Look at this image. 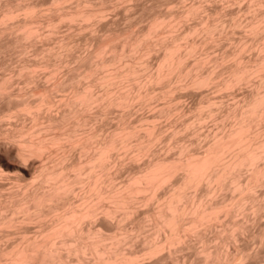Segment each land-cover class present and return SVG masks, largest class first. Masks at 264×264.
Returning <instances> with one entry per match:
<instances>
[{"label":"bare ground","instance_id":"1","mask_svg":"<svg viewBox=\"0 0 264 264\" xmlns=\"http://www.w3.org/2000/svg\"><path fill=\"white\" fill-rule=\"evenodd\" d=\"M120 1L124 0H0V54L16 52L18 60L22 58L21 63L13 65L15 69H10L11 73L0 72V99L13 109L9 113H24L33 120L28 128L20 124L6 131L11 142L8 149L11 147L22 162L30 159L34 165L30 177H23L19 172L9 175L0 163V179H8L11 184L6 193L0 192V264H138L145 257L155 258L149 264H179L171 252L167 255L170 262L162 263L158 251L164 247L176 250L187 232L200 236L202 226L211 227L220 212L232 217L243 210L245 201L254 202L256 212L262 209L264 198L258 199L253 192L258 189L255 186H264V45L259 41L262 34L258 35L264 27V0L246 1L250 15L240 26L246 37L255 40L256 51L248 52L246 55H251L246 57L242 53L247 47L253 49V43L247 45L246 39L239 40L235 49L221 51L219 58L216 54L211 58L198 53L201 43L221 38L216 35L221 36L227 23H223L227 19L219 17V10L201 16L203 0H191L189 4L165 0L173 4L166 10L149 13L146 25L140 27L141 23L134 29L129 23L123 30L110 24L108 27L103 21L106 10L112 11ZM147 10H141L140 16ZM238 16L229 19V28L240 25ZM188 19L195 21L177 30ZM62 25L64 31L58 33ZM87 33L86 51L73 54L74 63L65 65L73 59L68 54L76 47L74 37ZM36 41L45 43L38 46ZM30 45L31 58L24 55ZM150 54L156 55L154 64L149 62ZM65 58L68 60L63 63ZM208 62L212 63L210 67ZM37 72H42L45 84L36 83ZM15 78L27 85L25 90L31 86L30 90L23 91L19 85L21 92L13 94L9 87ZM243 83L249 89L242 91V98L229 101L221 114L214 95L211 98L207 92L202 96L209 87L226 89L227 93V89L233 91L231 88L236 85L237 89V84ZM178 88L200 91L202 97L191 116L179 120L181 126L176 123L164 135L155 116L170 117L172 105L178 100L174 93ZM134 104L155 111L149 116L141 115L133 123L135 119H131L135 117H128ZM113 111L112 123L109 116L105 121L108 128H102L103 119ZM205 118L214 120L216 127L203 140V150L200 145L196 150L191 146L195 139L185 142L183 137H198L197 126ZM161 137L165 144L162 150L174 148L169 154L152 148ZM73 148L77 154L71 157L68 151ZM126 156L131 162L140 157L142 165L137 161L138 168L130 169L118 183L113 180L115 166L111 165L119 169L116 162H124ZM197 189L205 196L212 190L220 194L228 190L232 195L223 194L221 201L209 195L211 201H205L203 194L197 196ZM236 220L225 225L230 226L232 234L225 235L223 229V235H233V226L243 227ZM127 222L131 223L129 227ZM147 225L149 232L144 229ZM137 240L144 246L141 253L130 246H137ZM215 251L207 252V264H229L230 252Z\"/></svg>","mask_w":264,"mask_h":264},{"label":"rangeland","instance_id":"2","mask_svg":"<svg viewBox=\"0 0 264 264\" xmlns=\"http://www.w3.org/2000/svg\"><path fill=\"white\" fill-rule=\"evenodd\" d=\"M131 1V2H130ZM165 1V0H164ZM163 0H124V1H120L119 3H118V5H117V7L116 8H114L112 11H111V9H108V10H106V12H107V14H106V12H105V15H104V22H105V25H106V23L109 25H111L113 28H114V26H119L118 27V29L120 30H123L124 29V27H126V26H128V24L129 23H131L130 25L132 26V28H134V29H136V28H139V25L142 23V26L140 25V27H143L144 26V24L146 23H148L149 21L148 20H150V18L151 17H148L150 14H153L154 12L156 13L157 11H159V9H160V11H163V10H166L167 8H168V6L170 5V4H173V2H169V3H167L166 1L164 2ZM189 1H191V0H184L183 1V3L185 2V4L187 3V2H189ZM201 1V0H200ZM199 1V2H200ZM246 1L247 0H240L239 2H233V3H228V2H225L224 0H203V1H201V3L200 4H202V8H203V10L202 11H200V15L202 16L203 14H204V16H205V14H207V12L208 13H214L215 11H217V10H219V12H220V16L219 17H221V19L222 20H224V19H227V20H224L223 21V23L224 22H226L227 21V23H224L225 24V26L223 27L224 28V31H223V29H222V34H221V36H220V34H219V36L218 35H216V37H221V38H217L216 39V41H215V39L213 40V42L211 41L209 44H204L203 45V43H201L200 45H199V54H200V56H207L208 55V57H211V56H213V55H217V56H213V57H217V58H219L220 57V55H221V51H223V50H227V51H232L233 49H235V45H237V43L239 42V40H245L246 41V44L248 45V44H250V43H253L252 44V46H253V49H252V47H247L246 48V51H243V55H246L248 52H251V54L252 53H254V51H256V48H254V47H256V45L254 44V42H255V40L254 39H250L249 37H246L245 36V31H244V27H242V29H241V25L243 26L244 25V23H246V21L249 19L248 17H249V13L247 12V3H246ZM125 2V4H126V6H124V5H122L123 3ZM207 2V3H206ZM218 2V3H217ZM222 2V3H221ZM245 2V3H244ZM140 3V4H139ZM152 3V4H151ZM205 3V4H204ZM159 4V5H158ZM187 4H189V3H187ZM226 4V6H223V5H225ZM230 4V5H229ZM235 4V5H234ZM239 4V5H238ZM241 4V5H240ZM238 5V6H237ZM245 5V6H244ZM247 5V6H246ZM122 7V8H119V7ZM212 6V7H211ZM230 6V7H229ZM233 6V7H232ZM242 6V7H241ZM129 7V8H128ZM145 7V8H144ZM151 7V8H150ZM207 7V8H206ZM215 7V8H214ZM125 8V9H124ZM146 8L148 9L146 12L147 13H145V15L144 14H142V15H144V16H140L141 15V13H142V11H144V10H146ZM164 8V9H163ZM201 8V9H202ZM226 8H227V10H226ZM230 8V9H229ZM235 10H234V9ZM239 8H240V10H239ZM130 9V10H129ZM162 9V10H161ZM206 9V10H205ZM233 9V10H232ZM245 9V10H244ZM118 11V13H117V11ZM142 10V11H141ZM157 10V11H156ZM224 12H223V11ZM111 11V12H110ZM116 11V12H115ZM126 11H128L127 13H126ZM151 11V12H150ZM210 11V12H209ZM228 13H227V12ZM110 14H109V13ZM114 12V13H113ZM240 12L242 13L240 16H238L239 14H240ZM112 13V14H111ZM130 13V14H129ZM150 13V14H149ZM226 13V14H225ZM128 16H127V15ZM146 14H147V16H146ZM245 14H246V16H245ZM249 14V15H248ZM225 15V16H224ZM111 16V17H110ZM120 16V17H119ZM152 16V15H151ZM238 16V20H239V22L241 21V23H240V25H238L237 26V28H235V29H233L234 27H230L229 28V25H228V23H229V19H231L232 17L233 18H236ZM244 16V17H243ZM110 17V18H109ZM116 19H115V18ZM119 17V18H118ZM131 17V18H130ZM148 17V18H147ZM226 17V18H225ZM247 17V18H246ZM106 18V19H105ZM109 18V19H108ZM133 18H135L134 20H133ZM224 18V19H223ZM243 18V19H242ZM112 19H114V20H112ZM131 21H129V20ZM242 19V20H241ZM107 20V21H106ZM109 20V21H108ZM116 20V21H115ZM126 20H127V23H126ZM195 21V19H192V20H190V19H188V20H186L185 22H186V26H183L184 24H185V22L184 23H182L181 25L182 26H180V27H177V30H182L184 27H187L188 25H191V22L193 23L194 21ZM244 20V21H243ZM114 21V22H113ZM142 21V22H141ZM119 22V23H118ZM187 22H189V24L187 23ZM114 23V24H113ZM117 23H118V25H117ZM125 23V24H124ZM133 23V24H132ZM145 24V25H146ZM108 26V27H111V26ZM129 25V26H130ZM130 26V27H131ZM177 26H179V25H177ZM236 27V26H235ZM64 28H65V26H61L60 27V29H59V31H58V33H61V32H63L64 31ZM116 28V27H115ZM61 29L63 30V31H61ZM229 29V30H228ZM231 29V30H230ZM241 29V30H240ZM232 30H234L233 31V33H230V32H232ZM236 31V32H235ZM264 31V27L262 28V30H260V32H263ZM258 33V35L259 34H262L260 37H261V39H259V36H258V39H259V41L260 42H262L261 44H263L264 45V32L263 33ZM235 33L237 34V35H235ZM86 34V33H85ZM214 35V36H215ZM227 35H229V36H227ZM88 36V33H87V35H84V34H82V35H77V36H75V37H79L78 39L77 38H75L74 37V39H75V42H73V43H76V44H74V46L76 45V47H73L72 49H71V51H70V53L67 55L68 56V58L72 55V57L74 56V55H77L78 53L79 54H82V53H84V51H86V48L87 47H85V46H87V39H89V37H87ZM86 37H87V39H86ZM215 37V38H216ZM233 37H235V38H233ZM242 37V38H241ZM228 38V39H227ZM236 41V43H235V41L233 40V39ZM73 39V40H74ZM86 39V40H85ZM54 39H49L48 41H50V43L52 42V43H54V41H53ZM80 40V41H79ZM251 40V41H250ZM252 40H254L253 42H252ZM41 42L42 41H36V43H37V45L39 46L40 44H41ZM80 42V43H79ZM209 41H207V43H208ZM219 44H218V43ZM233 42V43H232ZM250 42V43H249ZM45 42H43L42 44H44ZM86 45H85V44ZM231 43V44H230ZM41 44V45H42ZM79 44V45H78ZM217 44V45H216ZM40 45V46H41ZM79 47H78V46ZM211 45V46H210ZM222 45V46H221ZM231 45V46H230ZM232 45H233V47H232ZM82 46V47H81ZM202 46H203V48L204 49H202ZM208 46V47H207ZM217 46V47H216ZM201 47V48H200ZM229 47V48H228ZM30 48H32V46L30 45V46H27L26 47V51H29V52H24L25 54V56H26V54L27 55H29V56H27V57H29V58H31L32 56L30 55V53H32V49H30ZM81 48V49H80ZM29 49V50H28ZM76 49V50H75ZM252 49V51H250ZM74 50V51H73ZM204 50H206V51H204ZM209 50V51H208ZM225 51H223V52H225ZM72 52V53H71ZM81 52V53H80ZM200 52H204L203 54L202 53H200ZM206 52V53H205ZM216 52V53H215ZM13 53V54H12ZM12 53H9V54H7V55H5V56H2L1 54V56H0V72L1 73H5V72H7L8 70L10 71V69L12 68V69H15L16 67H14L13 65H18L17 64V62L19 63L20 61H21V59L20 60H18L19 58L18 57H20V55H18L16 52H12ZM74 54V55H73ZM202 54V55H201ZM251 54H248V55H246V57L247 56H249V55H251ZM11 57H10V56ZM151 56H152V54H150ZM7 56V58H6V60H4L3 58L4 57H6ZM12 56H15V57H13L12 58ZM67 56H66V58H67ZM9 58V59H8ZM11 58V59H10ZM26 58V57H25ZM65 58V61H63V63H65L68 59H66ZM149 58H150V56H149ZM212 58V57H211ZM71 61V59H69V61L68 62H70ZM157 61V58H156V55H153L152 57H151V61H150V59H149V62L151 63V64H154L153 62H156ZM12 62V63H11ZM72 62L74 63V57H73V59H72V61H71V63H66L65 65H67V66H69V65H71L72 64ZM3 63V64H2ZM16 63V64H15ZM21 63V62H20ZM211 63V62H210ZM209 62L206 64L208 67H210L209 65H211ZM6 64V65H5ZM7 64H9V65H7ZM209 64V65H208ZM2 66H5V67H3L2 68ZM6 66H8V67H6ZM8 68V69H7ZM62 68H63V66H62ZM8 71V72H9ZM13 71V70H12ZM0 73V74H1ZM10 73H11V71H10ZM38 73V72H37ZM36 73V75H38V77L37 76H35L36 78H35V81H36V79H38L37 81H36V83H38L39 85L41 84V85H43V84H45V78H44V76L42 75V72H39L38 74ZM8 74V73H7ZM42 76V77H41ZM41 77V78H40ZM13 82L14 83H11V85H10V87H9V89L10 88H12V89H10V91L14 94H16V93H19V91H20V89H22L21 87H23V91L25 90L24 88H26V86L24 85V83L21 81V80H18L17 78H15L14 80H13ZM17 82H19V83H17ZM43 83V84H42ZM17 84V85H16ZM19 85H22L21 87H19ZM239 87L237 88V89H235V86H234V88H231V89H233V91L232 90H230V89H227L228 91H227V93H226V89L224 90V91H222V90H214L215 88H212V87H209L208 89H204V92H203V94H202V96L205 94L206 95V93H207V96H209V97H213V95H214V97H213V100H215V101H217V103H219L221 106H220V112L218 113V114H221L222 113V111H221V109L223 108V107H226L227 105H228V103H229V101H234V99L236 100V98H237V100L239 99V98H242L241 96L243 95L242 93L244 92H246V90H248L249 89V86L248 85H246V84H237ZM242 85V87H240ZM245 85H246V87H245ZM14 86V87H13ZM31 88V86H28L27 87V89L28 90H30V88ZM15 88V89H14ZM14 89V90H13ZM27 89L25 90V91H27ZM179 89V88H178ZM19 90V91H18ZM176 90V92H174L178 97V100L176 99V101L177 102H175L174 103V105H172V111L173 112H171L170 114V117L168 116V118H166V117H164V116H160V117H156L155 116V123H157L156 125L157 126H161V129H164V135H166V133L167 132H169L170 130L169 129H171V127L173 128L174 126H175V124H176V126H181V121H179V120H182V121H184V120H187L186 118L187 117H190L191 116V114L193 113L192 111H194V109L196 108L195 106L197 105V102H198V100H199V98H201L202 96H201V94H199L200 93V91H191V90H185L184 91V89H182V88H180L179 90H177V89H175ZM213 92H212V91ZM16 91H18V92H16ZM243 91V92H242ZM21 92V91H20ZM178 92H179V94H178ZM218 92L220 93L219 94V96L218 95H216V93L218 94ZM191 93V94H190ZM232 93V94H231ZM233 93H236V94H233ZM187 96V97H186ZM192 96V97H191ZM201 96V97H200ZM218 96V97H217ZM194 97V98H193ZM183 99V100H182ZM220 99H223V101L221 100L220 101ZM182 102H181V101ZM219 100V101H218ZM189 101V102H188ZM152 103H155L156 104V101H154V102H152ZM151 103V104H152ZM158 103V102H157ZM180 103V104H179ZM232 103V102H231ZM154 104V105H155ZM224 104H225V106H224ZM136 105V106H135ZM153 105V104H152ZM152 105H150V106H152ZM178 107H177V106ZM229 105H230V103H229ZM228 105V106H229ZM149 106V107H150ZM156 106H157V104L153 107L154 109L156 108ZM134 108H132L131 109V116L130 117H128V119H131V117L133 116V117H135V118H132L131 119V121H133L134 119H135V121H133V123H135V122H137L136 121V119H138V118H140V117H142V116H149V114H153V112L155 111H153V108H151L150 107V110H148L149 108H147V107H143V108H141V106H137V104H134V106H133ZM136 108H140L139 110L137 109L136 110ZM176 108V109H175ZM135 109V110H134ZM13 110V109H12ZM12 110H10V109H8V106H6V104H5V102L3 103V100H1L0 99V163H1V166L3 167V169H5V170H8V172H10L11 174H9V175H15V173L16 172H19L18 174H20L21 176H23V177H30V175H31V173H32V171H34V165H31L32 164V160L30 161V159H27V163L25 162V161H23L22 162V160L21 159H18L19 157L16 155V153L13 151V149H11V147H10V149H8V146H9V144L11 143L10 141H9V139H7L6 137H7V133H6V131L8 132V130L9 129H14L16 126V128H18V127H21V125L23 126H25L26 125V128H28V126L30 127V124H32V122H33V120H31V118L30 117H28V115L27 114H24V113H19V114H17V115H19L18 117H17V115H14V114H11V113H9V111H11L12 112ZM55 111V110H54ZM134 111V112H133ZM146 111V112H145ZM153 111V112H152ZM151 112V113H150ZM111 113V112H110ZM113 113H115V111H113L111 114H108V118H105L106 120H104L103 119V121H102V123H101V127L102 128H108V126H109V123L108 124H106L105 125V121H106V123H107V119H109V116H110V119L112 118L111 116L113 115ZM137 113H138V115H137ZM140 113V114H139ZM141 113H143V114H141ZM149 113V114H148ZM181 115H180V114ZM190 113V114H189ZM130 114V113H129ZM9 115V116H8ZM21 115V116H20ZM43 115V114H42ZM41 115V117H40V121H42L43 120V116ZM142 115V116H141ZM173 115V116H172ZM175 115V116H174ZM178 115V116H177ZM190 115V116H189ZM13 116V117H12ZM27 116V117H26ZM185 116H187V117H185ZM178 117V118H177ZM11 118V119H10ZM17 118V119H16ZM21 118V119H20ZM42 118V119H41ZM182 118V119H181ZM114 119V118H113ZM113 119H111V121L109 120V122H111L112 123V121H113ZM167 119V120H166ZM206 120H204L199 126H197V132L199 131L200 133L198 134L199 136L197 137V135H196V137L195 138H193V136L191 137L190 135H185L184 137H183V139L184 140H188L189 138H192V139H195L192 143H191V146H194V147H197V148H195L196 150H199V149H202V146H203V144L204 143H202L203 142V140L206 138V137H208V134L209 135H211L210 133H208V132H211V133H213V131L215 130V127H216V124H215V122H214V120H210L209 118H205ZM209 119V120H208ZM206 121V122H205ZM13 122V123H12ZM98 123V124H97ZM99 123H100V121H98V122H96V125H99ZM180 123V124H179ZM203 123H205V124H203ZM21 124V125H20ZM173 124V125H172ZM179 124V125H178ZM103 125V126H102ZM104 125H105V127H104ZM165 125V126H164ZM203 125V126H202ZM107 126V127H106ZM12 127V128H11ZM199 127V128H198ZM211 128V129H210ZM200 129V130H199ZM4 130V131H3ZM167 130H169V131H167ZM202 130H204V131H202ZM212 130V131H211ZM3 132V133H2ZM208 133V134H207ZM6 134V135H5ZM207 134V135H206ZM181 136V135H180ZM181 137V138H182ZM201 137H202V139H201ZM162 139H160L161 141H160V143H157V141L159 142V140H157V141H155V143H156V146H155V143L154 144H152V148L155 150V152H157V153H160V151L161 152H166L165 151V149H163L162 150V148H164L165 147V144H164V139H163V137H161ZM187 140L185 141V142H187ZM162 141H163V143H162ZM10 142V143H9ZM196 142H198V143H196ZM196 143V144H195ZM198 144V145H197ZM197 145V146H196ZM199 145L201 146V148H199ZM10 146H11V144H10ZM156 148V149H155ZM199 148V149H198ZM9 151H8V150ZM75 148H73V149H70L69 151H71V152H69L68 151V153H70V155L69 156H71V155H76L77 154V149H75ZM174 149V148H173ZM172 148L169 150V152L171 151V150H173ZM74 150V151H73ZM203 150V149H202ZM72 151H73V153H72ZM167 152H168V150H167ZM166 152V153H167ZM169 152H168V154H169ZM72 153V154H71ZM173 154V151L171 152V154L170 155H172ZM73 155V156H74ZM73 156H71V157H73ZM121 156H123V154L121 155L120 154V156H118L119 157V159H122L121 158ZM125 156V155H124ZM128 156V155H127ZM127 156L126 157H124V162L122 161H118V159H117V161L118 162H116L117 164H118V168L119 169H117L116 167H117V165L115 164V165H111L112 167H114L113 169H115L114 170V173H112V174H114V175H112L114 178H113V180L115 179V181L116 182H121V180H124L126 177H127V175H128V173L130 172V171H133V170H136L138 167V164H136V163H138L139 161V165L141 166L142 165V161H143V159H141L140 157H139V161H138V159L137 160H135V162L134 161H130L129 159H127ZM117 157V158H118ZM141 159V160H140ZM128 160V161H127ZM132 160V159H131ZM127 163H126V162ZM138 161V162H137ZM119 162H121V163H119ZM124 163H126L125 165H124ZM130 165H129V164ZM22 164V165H21ZM120 164H121V166H120ZM120 166V167H119ZM124 166V167H123ZM139 166V167H140ZM112 167H110V169L112 168ZM134 167V168H133ZM7 168V169H6ZM17 168V169H16ZM116 169L117 170H119V172L117 173L116 172ZM127 169V170H126ZM131 169V170H130ZM19 170V171H18ZM112 170V169H111ZM130 170V171H129ZM15 172V173H14ZM117 173V175H118V177L116 176V173ZM14 173V174H13ZM127 173V174H126ZM28 174H30V175H28ZM121 174V175H120ZM116 177V178H115ZM5 181V182H4ZM7 183V184H6ZM9 183V184H8ZM3 186V187H2ZM259 185H257V186H255L254 187V189H256V188H258L257 190H253L254 192V194H257V198L259 199V196H260V198H264V186H259ZM8 187V188H7ZM11 187V184H10V181L8 180V179H0V192H1V194L2 193H6L7 191H8V189ZM261 187H262V191H260L259 189H261ZM4 188V189H3ZM202 188V189H201ZM201 190H203V187L201 186ZM4 191H3V190ZM163 189L164 188H162L161 189V192L163 191ZM7 190V191H6ZM199 191V189H197V191H196V194H197V196H199V195H201V194H203V196H205V193H203V191ZM213 191H217V192H213ZM226 191V192H225ZM220 191H218V190H212V192L210 191V192H208V195H207V193H206V196L205 197H203L204 199H205V201H208V199H209V195H211V199H217V200H219V201H221V198H222V196H223V194H225L224 196L225 197H228V196H231L232 194H231V192L230 191H228V190H224V193L222 192L221 194L219 193ZM259 192V193H258ZM201 193V194H200ZM211 193V194H210ZM195 194V195H196ZM199 194V195H198ZM213 194V195H212ZM219 194V195H218ZM228 194V195H227ZM3 195H5V194H3ZM218 195V196H217ZM216 196V197H215ZM206 197H208V198H206ZM213 197V198H212ZM72 198L73 199H75V196H72ZM71 198V199H72ZM203 199V200H204ZM207 199V200H206ZM211 199H209V201H211ZM213 199V200H214ZM258 199H257V201H258ZM217 200H214V201H217ZM261 201L263 200V199H260ZM264 201V200H263ZM256 202V201H255ZM248 204V205H247ZM254 204V202H248V201H245L244 202V206L241 208V209H243L242 211L241 210H239V211H237V212H235L234 213V215L230 218L229 217V215H225V213H221L220 212V214H221V216L220 215H218V216H220V217H217L218 218V220L217 221H215L216 219H214V222H213V224L211 225V227L209 226L208 228L207 227H201V231H199V232H201V233H199V235L200 236H198V233L196 234V233H194L193 232V234H192V232L190 231V232H187L186 233V235H183L184 237L182 238V241H181V245L180 246H178V247H176L175 249L176 250H174V248H171L172 250L170 251L169 250V248L168 247H164L165 248V251H163L164 250V248H161L159 251H158V254L160 255H158L159 257H162L163 259H161V261H162V263H163V261H165V263H169L170 262V257H169V259H168V256L167 255H169V252H171L170 254L173 256V255H175L176 256V258H177V260L179 261V264L181 263V264H207V262H205L206 261V257H207V252H209V254H210V252H214V250L216 249V251H217V249L219 250V251H221L222 249V251H221V253L222 254H224V253H227V254H229V252H230V257L227 255V259H228V257H229V264L231 263V264H264V211H261V210H264V204H263V206H262V209H260L259 211H254L253 209H255V206L253 205ZM256 204V203H255ZM247 205V206H246ZM246 206V207H245ZM251 206V207H250ZM254 206V207H253ZM138 207H140V211L142 210L141 209V206H138ZM249 207V208H248ZM248 208V209H247ZM251 208V209H250ZM245 209V210H244ZM138 211H139V208L137 209ZM251 210V211H250ZM137 211V212H138ZM244 212V213H243ZM250 212V213H249ZM254 212H256L255 214H257V215H255L254 214ZM261 212V213H260ZM238 213V214H237ZM259 213V214H258ZM241 214H245V215H241ZM259 215V216H258ZM226 216H228L229 218H226ZM240 216H242V217H240ZM256 217V218H255ZM225 218V219H224ZM237 219L236 220V222L238 223L239 222V225H242L241 227V229H236V227H231V232H232V229H233V235H231V236H225V235H227L228 233H230V226L229 227H227L226 228V224H227V226H228V223H230L231 225L233 224V220H235V219ZM223 219H224V221H223ZM230 219V220H229ZM232 220V221H231ZM221 221V222H220ZM226 221H229V222H226ZM262 221V222H261ZM220 223V225H219V223ZM232 222V223H231ZM128 224H127V226L128 225H130L131 223L130 222H127ZM244 224V225H243ZM31 226V225H30ZM29 226V228H30V231L31 230H34L33 229V225H32V227H30ZM146 226V225H145ZM129 227V226H128ZM203 228V229H202ZM261 228V229H260ZM144 229H146L145 231L147 232H149V230L148 229H150V227H149V225H147V227L145 228L144 227ZM143 229V230H144ZM223 229H224V231H225V229H226V231H227V229H228V231L226 232L225 231V235H223L224 233V231H223ZM145 231H143L141 234H143V233H145ZM204 231V232H203ZM261 231V232H260ZM32 232V231H31ZM248 232V233H247ZM191 233V234H190ZM222 233V234H221ZM202 234V235H201ZM230 234H232V233H230ZM230 234H228V235H230ZM190 235V236H189ZM193 235V236H192ZM223 235V236H222ZM187 238H186V237ZM205 236V237H204ZM235 236L237 237V238H235ZM263 236V237H262ZM139 237V236H138ZM138 237L136 238V239H138ZM224 238V240H225V242H223L224 240L222 239V238ZM226 237H229V238H227L228 240H226ZM184 238H186V239H184ZM232 240H231V239ZM136 239H134V241L136 240ZM141 239V238H140ZM236 239V240H235ZM185 242H184V241ZM199 240V241H198ZM217 240H218V242H217ZM223 240V241H222ZM140 241V240H139ZM139 241L137 240L136 242H134L135 243V245H137V243H138V245L137 246H134V244L133 245H130L134 250H135V252L136 253H141L142 251H143V249L142 248H144V246H143V244L141 245V242L139 243ZM194 241V242H193ZM206 241V242H205ZM184 242V243H183ZM196 242V243H195ZM220 242V243H219ZM222 242V243H221ZM230 244H229V243ZM224 243V244H223ZM131 244V243H130ZM177 245H178V243H176ZM175 244V245H176ZM189 244V245H188ZM6 245V244H5ZM5 245H3V246H5ZM216 246V247H215ZM141 248V250H139L138 248ZM175 247V246H174ZM205 248V249H204ZM220 248V249H219ZM228 248V249H227ZM136 249H138V251H140V252H137V250ZM163 249V250H162ZM167 249L169 250V251H167ZM206 250V251H203V250ZM238 249V250H237ZM243 249V250H242ZM182 250V251H181ZM163 251V252H162ZM200 251V252H199ZM215 251V252H216ZM168 253V254H167ZM178 253V254H177ZM206 253V254H205ZM161 254L163 255V256H161ZM177 254V255H176ZM258 254V255H257ZM204 255V256H203ZM236 255V257H234ZM165 256V257H164ZM175 256H173V257H175ZM200 256H202V257H200ZM206 256V257H205ZM243 259H242V258ZM180 258V259H179ZM152 259V257H145V258H143L142 260H140L139 262H138V264L140 263V264H149V263H151L152 261H150ZM208 259V258H207ZM239 259V260H238ZM242 259V260H241ZM146 262H145V261ZM152 260H155V258L154 259H152ZM169 260V262H167ZM205 260V261H204ZM144 263H143V262ZM150 261V262H149ZM204 261V262H203Z\"/></svg>","mask_w":264,"mask_h":264}]
</instances>
